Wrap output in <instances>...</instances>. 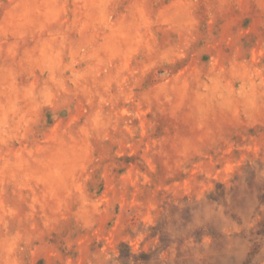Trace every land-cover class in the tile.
<instances>
[{"label": "rangeland", "instance_id": "obj_1", "mask_svg": "<svg viewBox=\"0 0 264 264\" xmlns=\"http://www.w3.org/2000/svg\"><path fill=\"white\" fill-rule=\"evenodd\" d=\"M0 264H264V0H0Z\"/></svg>", "mask_w": 264, "mask_h": 264}]
</instances>
